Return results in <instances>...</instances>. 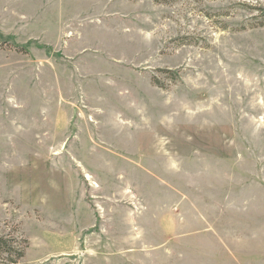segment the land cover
I'll return each mask as SVG.
<instances>
[{
	"label": "rangeland",
	"instance_id": "374dc122",
	"mask_svg": "<svg viewBox=\"0 0 264 264\" xmlns=\"http://www.w3.org/2000/svg\"><path fill=\"white\" fill-rule=\"evenodd\" d=\"M0 36L18 264H264V0H0Z\"/></svg>",
	"mask_w": 264,
	"mask_h": 264
},
{
	"label": "trees",
	"instance_id": "16d2710c",
	"mask_svg": "<svg viewBox=\"0 0 264 264\" xmlns=\"http://www.w3.org/2000/svg\"><path fill=\"white\" fill-rule=\"evenodd\" d=\"M28 248L27 240L0 234V264H18L25 258Z\"/></svg>",
	"mask_w": 264,
	"mask_h": 264
},
{
	"label": "bare ground",
	"instance_id": "6f19581e",
	"mask_svg": "<svg viewBox=\"0 0 264 264\" xmlns=\"http://www.w3.org/2000/svg\"><path fill=\"white\" fill-rule=\"evenodd\" d=\"M90 179H91V178H90ZM90 179H89V180H90Z\"/></svg>",
	"mask_w": 264,
	"mask_h": 264
}]
</instances>
